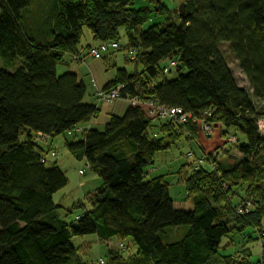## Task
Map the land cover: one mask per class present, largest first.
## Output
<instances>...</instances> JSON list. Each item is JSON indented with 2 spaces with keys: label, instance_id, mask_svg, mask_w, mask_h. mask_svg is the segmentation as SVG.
<instances>
[{
  "label": "trees",
  "instance_id": "1",
  "mask_svg": "<svg viewBox=\"0 0 264 264\" xmlns=\"http://www.w3.org/2000/svg\"><path fill=\"white\" fill-rule=\"evenodd\" d=\"M36 1L0 0V57L11 70L0 69V264H83L72 241L87 236L101 243L132 241L134 255L111 250V264H250V250L229 256L222 244L228 235L248 229L261 248L258 264H264V205L238 192L263 188L264 201V137L257 126L264 113L254 102H264V0H176V10L185 5L183 14L174 13L180 25L165 22L146 31L149 12L132 9L136 0H54V28L43 43L22 26L23 13ZM158 15L165 16L160 9ZM123 28L127 46L137 49L132 61L144 69L135 74L117 70L104 90L123 85L124 96L181 108L192 118L177 127L150 118L144 107H130L103 131L89 130L82 140L67 144L102 182L88 196L91 210L69 224L54 199L68 180L56 163L48 166L42 158L54 151L52 138L74 131L100 111L84 104L87 90L78 77L60 75L58 69L68 57L73 61L80 55L84 29L97 46L120 44ZM223 45L250 91L238 85ZM164 61L169 65L162 69ZM173 62L175 69L169 68ZM172 71L177 77L166 78ZM160 73L164 80L155 83ZM153 121L165 124L153 126ZM200 122L218 130L223 142L213 151L203 150L212 153L203 160L193 151L189 157L196 159L181 169L179 184L192 204L188 211L176 206L164 178L149 180L151 170H146L181 137L201 148ZM38 133L49 138L46 149L33 140ZM236 133L244 137L242 144ZM159 134L163 138L155 137ZM232 149L241 160L222 161ZM248 201L253 207L240 213ZM182 227L187 228L183 233ZM119 247L129 249L123 243Z\"/></svg>",
  "mask_w": 264,
  "mask_h": 264
},
{
  "label": "rangeland",
  "instance_id": "2",
  "mask_svg": "<svg viewBox=\"0 0 264 264\" xmlns=\"http://www.w3.org/2000/svg\"><path fill=\"white\" fill-rule=\"evenodd\" d=\"M159 4H161V6H165L168 9L167 14L163 9H161V7H159ZM176 4V0H136L131 4V8L136 11L149 12V19L147 21V24L143 27V30L146 31L153 26L163 27L165 22L180 25L181 22L179 18L174 14V11L178 8L176 7ZM159 9L160 13L165 14V16L158 15ZM34 16V14L30 16L28 11H25L23 13L22 26L27 33H31V29L29 28H33V30H37V32L43 31L44 26L41 25V19H38ZM27 24L29 26H27ZM88 34H90V32H88ZM120 34V44L122 46V50L116 53V56L110 61V63H112V65L115 63L119 69H126L131 74H135L137 72L142 73L144 69L143 66L140 64L137 66L136 63L132 61V55L128 52L129 46L127 45H129V38L126 30L124 28L121 29ZM87 37L88 36L85 35L83 39L84 43L86 42ZM36 41L40 43L41 40L36 39ZM222 51L226 56L228 63L230 64V68L238 85L250 91L249 82L246 76L241 72L239 65L235 61L228 45H223ZM168 65L169 62L164 61L163 63H161L160 68H166ZM8 68L9 67L5 64V61L0 57V69L11 71ZM113 69L114 68L109 67V71H112ZM176 77L177 72L172 71L167 75L166 78L175 79ZM163 80L164 77L160 73L155 80V83H159ZM254 102L258 111L264 113V102L257 101L256 99H254ZM161 124H165V122L153 121V126H160ZM152 132L153 129H151L148 133L150 137L152 136ZM230 133L234 134L233 131ZM236 135L238 136V139L242 144L244 137L239 133H236ZM155 137L160 139L163 138L162 134H159ZM24 140L25 137L22 136L21 141ZM51 140H53V143L51 142L49 146H51L52 149L57 153V158H53L50 156L48 166H53L56 163L58 167L63 171L68 180L67 187L55 195V203L61 205V203L64 201V203H62L63 208L60 211L61 218H63L69 224H76V218L78 215L84 214L91 210L92 206L88 197L90 192L89 189L94 185H97V182L100 181V179L90 168L87 167V163L84 160H79L71 155V153L66 148L65 139L63 136L54 137ZM38 144L44 149L47 148V146L42 141ZM220 144H222V141ZM190 153H193L190 142L185 136L181 137L178 141H176L174 145L170 147L168 151L159 153L156 156L154 165L148 167V169L146 170H151V174L147 177V179L153 180L164 178L165 181L174 189V193L178 197L183 199L187 198L185 186L179 184V173L183 167L191 164V159H196L195 157H189ZM233 158H235L237 161L241 160L240 154L235 149H232L230 152H228V154L226 155V159H223L222 157V161L228 160L232 162ZM204 168L208 171L211 170V167L209 165H205ZM192 170H194V168H192ZM80 171H84L85 174L80 175ZM243 188L244 187H242L238 191L242 195L240 197H255L256 201H261L260 205L258 203L257 206L263 207L264 201L261 198V196L263 195V188L259 189L253 187L252 189L248 190V193ZM179 203L180 205H182V209L184 210H190L192 207V204L188 200L187 203ZM262 213L264 214V211ZM186 229L187 228L184 227L179 228L180 232L182 233L185 232ZM253 235L254 234L252 229H248L244 233V235L230 234L225 237L222 244L226 249V254L229 256H237L244 249L250 250L252 254L250 264H258V262L261 261V248L255 241V236ZM250 238H252V240H250ZM72 243L78 248V257L82 260L83 264H98L101 258L104 259L106 264H111L109 257V252L111 250L117 251L120 254H124L126 257H131L136 251L135 245H133L131 240L123 241L120 239H113L109 243H98L95 236H87L84 238L73 239ZM120 243L128 246V251L120 249Z\"/></svg>",
  "mask_w": 264,
  "mask_h": 264
},
{
  "label": "crops",
  "instance_id": "3",
  "mask_svg": "<svg viewBox=\"0 0 264 264\" xmlns=\"http://www.w3.org/2000/svg\"><path fill=\"white\" fill-rule=\"evenodd\" d=\"M56 12V3L54 2V0H37L34 5L28 10V13L30 14V16L34 14V17L41 19V25L44 26L43 31L37 32V30L29 28L31 29V33L28 34L34 35V38H36L37 40L40 39L41 43L46 42L48 40L47 34L49 30L54 28ZM27 26L29 25L27 24ZM88 32L90 31H86V29H84V37L85 35H87L88 37L85 43L82 41V45L80 47V55L82 57V61L73 62L68 57L65 64H62L59 67L58 72L60 75H63L65 73H74L78 77V80L85 85L87 90L84 104L95 106L99 109L100 113L90 122L79 125L74 131L63 135L65 139V145L82 140L84 134L89 130L103 131L105 129V126L113 116L122 117L130 108L129 104L125 101H119L111 104L101 102L97 99V92L99 90H104L107 85L116 80L117 70H119V68L115 63L113 65L112 63H110V61L116 56V53L105 56L103 60H94L89 56L87 46H94L96 42L93 41L92 34H88ZM109 67L114 69L112 71H109ZM40 135V133L32 135L33 140L35 141L36 139H38ZM221 141V133L217 130L211 137L200 135L199 144L201 148L198 149L193 145H191V147L195 152V155L201 157L202 153H204L203 150L213 151L218 145H220ZM51 142L53 143V140H51L50 143ZM72 156L75 157L74 155ZM101 186L102 182L98 181L97 185H94L89 189V191L91 192H89V195L96 192L99 188H101ZM172 198L176 206L180 209H182V205H180L179 202L187 203V198L183 199L178 197L174 193L173 188ZM62 203H64V201ZM96 240L98 243H101L97 237Z\"/></svg>",
  "mask_w": 264,
  "mask_h": 264
},
{
  "label": "built area",
  "instance_id": "4",
  "mask_svg": "<svg viewBox=\"0 0 264 264\" xmlns=\"http://www.w3.org/2000/svg\"><path fill=\"white\" fill-rule=\"evenodd\" d=\"M121 50V46L117 42H106V43H101L97 46H93L89 50V54L91 58L95 60H103L105 56L109 55L111 52H118ZM129 54L132 55V60H135L137 57V49H129ZM73 61L75 62H81L82 57L81 55H76L72 57ZM177 67L176 63H172L169 68L175 69ZM169 71V69L167 70ZM123 89L124 86L120 85L118 88L111 89L108 91L105 90H99L96 94V97L99 101L104 102V103H116L119 101H125L129 104L131 108H138V107H144L147 111V115L150 118L159 120V121H168L170 123L175 124L177 127H183L191 118L192 115L189 113H186L183 109L177 108V107H167L161 105L159 102L156 100H150V101H145L142 98L138 96H124L123 95ZM202 133L206 136L211 135L214 130L213 126L210 124H205L204 122H200ZM259 132L262 134L264 137V118L260 119L257 123ZM48 137L45 135H40V137L37 139V141L40 143L41 141L44 142L45 145L48 143ZM231 142H235L234 139H230ZM212 153L204 152L202 154V160L204 158H207L210 156ZM57 158V153L55 151H49L46 153L42 161L44 163H47L49 161V158ZM89 168V166L87 165ZM84 171H80V175H84ZM252 202H247L246 207L240 211V213H249V211L252 208ZM122 248H125L122 246ZM100 264H103V261H100Z\"/></svg>",
  "mask_w": 264,
  "mask_h": 264
},
{
  "label": "water",
  "instance_id": "5",
  "mask_svg": "<svg viewBox=\"0 0 264 264\" xmlns=\"http://www.w3.org/2000/svg\"><path fill=\"white\" fill-rule=\"evenodd\" d=\"M185 10V5H181L180 8L178 10H175L174 13L175 14H183Z\"/></svg>",
  "mask_w": 264,
  "mask_h": 264
}]
</instances>
